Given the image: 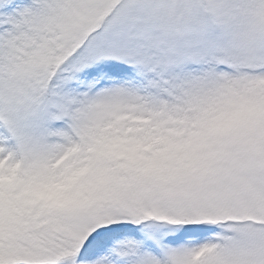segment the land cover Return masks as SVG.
<instances>
[{
  "label": "snow or ice",
  "instance_id": "snow-or-ice-1",
  "mask_svg": "<svg viewBox=\"0 0 264 264\" xmlns=\"http://www.w3.org/2000/svg\"><path fill=\"white\" fill-rule=\"evenodd\" d=\"M0 264H264V0H0Z\"/></svg>",
  "mask_w": 264,
  "mask_h": 264
}]
</instances>
